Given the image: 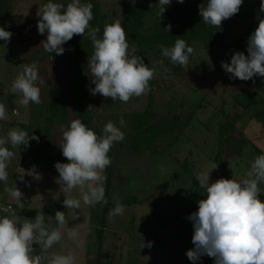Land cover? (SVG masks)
<instances>
[{
    "label": "rangeland",
    "instance_id": "1",
    "mask_svg": "<svg viewBox=\"0 0 264 264\" xmlns=\"http://www.w3.org/2000/svg\"><path fill=\"white\" fill-rule=\"evenodd\" d=\"M61 1L65 8L71 2V0ZM57 2L59 1L55 0V3ZM87 2H95L100 6L94 28L110 24L115 20H120L121 23L126 21L130 16V7L135 4L147 5L156 10V0H81V3ZM172 2L177 6L199 7L207 0H184L183 3L172 0ZM225 21L227 19L222 21V25ZM244 26L242 25V28ZM221 31L225 32L223 28ZM233 36H228L231 42L236 41ZM46 39L47 33L40 34L34 38V43L28 44L25 49L26 65L32 63L37 65L39 79L36 83L41 90V102L30 103L26 107L21 105L17 109L11 108L9 111L13 120L7 133L14 128L26 131L37 127L47 142L60 148L63 131L69 127L70 122L79 119L83 123L85 116L90 114V125L97 135H103L104 125L112 121L123 131L124 139L113 144L109 151L112 154L111 172L105 169L103 173L106 177L103 186L107 203L101 201L95 206L86 205L80 197L79 189H74L69 194V198L81 199L80 208L75 210L67 209L63 205L65 193L60 191L61 185L57 183L59 173L55 164L35 165L32 163L30 154L25 151L24 145L13 148L10 143L6 144L15 155L8 164L7 184L0 182V203H5L6 200L15 203L13 207L16 213L10 218L19 217L21 222H24L25 219L34 220L38 213L44 214L47 227H54L56 222L55 228H59L62 232V239L68 238V228L75 227L78 230L83 227L82 225L88 226L90 249L85 252L80 249H87L88 246L73 245V248L77 250L71 252L75 256V264H84V258L87 255L89 259L91 257L94 259L95 255L99 254L100 251L96 253L95 242H98L100 248L104 244L102 251L104 262L113 264L115 260L112 259V252L109 251L110 244L125 243L128 237L125 229L139 228L143 218L137 214L139 207L133 204H141L144 200L148 203L153 202V206L159 209V213L152 215V218H156L152 221L154 225L160 227L164 224L161 215L162 212H166L168 223L179 225L182 220L187 221V227L192 232L193 225L187 217L192 213L190 212V193L193 179L198 173L212 169L213 159L219 147V138L226 121L225 106L222 104L225 99V90L229 92V82L233 79L230 78L231 74L226 73L221 67V62H225V52L220 43L217 42L209 52L202 41L193 42L190 46L193 48V53L189 57L187 67L182 66L180 72L179 66H173L170 59L149 52L146 55L149 61L148 67L155 69L154 78L149 82L150 91L139 97H132L127 103L118 99L112 101L111 98H104L100 94L92 95L90 89L95 85L91 83L89 75V82L84 89L88 110L85 111L76 100L73 89L75 73L70 63L74 57V37L62 46L65 49L62 55L45 51L41 41ZM128 43L131 53L136 46L130 39ZM234 79L235 83H240L243 87H245L244 84L250 85L249 81ZM255 91L242 93L239 97L240 101L249 100L252 95H255ZM53 94L60 96L65 107L63 115H59L56 119L51 118V113L47 110ZM256 95L260 97L257 93ZM226 112L230 123L235 124L228 106ZM246 114L243 115V119L246 118ZM121 117L125 121L123 126L120 125ZM143 121H148L142 126L143 129L149 126L160 129L168 126L171 121L175 122L176 128L159 134L152 143L142 144L137 150L129 137L134 130H137L133 126H140ZM238 135L237 133L236 136ZM244 154L243 158L233 159L234 156L229 152L228 158H232L231 164L225 170L218 167L213 169L210 172L209 183L220 178L237 181L246 179L248 171L244 168L250 166L262 153L258 154L252 148H248ZM243 160L247 162V165ZM21 175L23 180L20 179ZM15 186L23 193L21 200L23 208L4 191L5 187L14 188ZM259 187L264 190V183H261ZM262 196L264 197V194ZM116 201L123 204L125 210L123 214L113 216L111 213ZM148 203L146 211L142 208L140 210L148 212L147 206L152 205ZM56 211L65 213L67 221L65 225H59L53 220ZM73 212L77 215L74 220ZM1 213L0 217H3ZM149 213L153 214L151 211ZM129 216L130 218L139 217V220L130 224L126 221ZM49 222L51 226L48 225ZM115 227L123 228L124 236L117 237ZM101 229L102 235H99L98 230ZM93 244L95 247L92 246ZM50 254L52 255L53 252L49 251V254L45 253V256L50 257ZM118 254L116 252L115 256ZM129 256L132 258V254ZM138 256L139 253H136L135 259H138ZM126 259L123 256L122 261ZM44 264H47V259Z\"/></svg>",
    "mask_w": 264,
    "mask_h": 264
},
{
    "label": "clouds",
    "instance_id": "2",
    "mask_svg": "<svg viewBox=\"0 0 264 264\" xmlns=\"http://www.w3.org/2000/svg\"><path fill=\"white\" fill-rule=\"evenodd\" d=\"M171 2L159 0L160 18L166 11L165 6ZM177 2L183 3L184 0ZM242 4L243 0H207L199 6V15L203 23L220 28L222 21L237 14ZM92 8L91 3H81V0H71L66 8L52 0L44 4L37 12L40 18L38 32L41 35L47 33V39L41 41L44 50L62 55L65 51L62 46L74 35H85L87 30L93 44V54L88 57L85 72L95 85L90 89L91 94L124 103L134 96L146 94L150 91L149 82L154 78L155 69L148 67L144 59L136 54V49L129 52L127 34L120 20L106 24L102 38H98L99 27L92 28L89 23L94 18ZM259 11L264 13V0H261ZM257 19L258 27L247 39L248 54L235 52L230 63L221 62L225 72L231 74L230 78L248 81L256 76L264 77V18L258 16ZM171 27L169 24L164 30L170 32ZM12 35L0 27V40L8 42ZM158 47L162 57L183 67H187L193 53V48L183 39H177L170 48L163 44ZM38 79L37 65H24L10 88L12 93L19 94L18 104L26 107L30 103L41 102V90L36 83ZM5 118L6 107L0 104V120ZM120 125H125L123 117L120 118ZM102 131L103 135H97L79 119L71 121L63 131L59 147L68 162H57L54 166L59 173L57 183L61 185L60 191L65 193L63 205L67 209H79L81 199L90 206L101 201L107 203L103 173L111 165L110 149L115 142L124 139V133L112 121L107 122ZM30 140L38 141L39 137L30 136L29 132L19 128L9 130L6 137H0V182L7 184L8 164L15 155L5 145L27 147ZM217 167L214 163L210 171L196 176L206 196L197 202L198 210L187 217L193 225L194 247L186 252V256L193 264L203 255L213 258L214 264H264V201L259 198V194L264 193L259 187L264 183V154L254 159L246 173L247 178L241 181L220 178L209 183L210 172ZM20 179L23 180V175ZM74 189H79L81 199L69 198ZM4 191L23 208V193L16 186L5 187ZM124 210V205L116 201L111 214L121 215ZM4 211L7 212V209ZM72 218H77L75 212ZM55 220L59 225L67 223L62 211L55 212ZM67 236L79 243V232L75 227L67 229ZM62 238L59 228L49 230L44 214L38 213L34 220L25 219L24 222L19 217H0V264H44L46 259L47 264H75V256L71 252L45 256ZM34 244L40 246L39 254L35 253ZM147 247L151 248L152 243L149 242Z\"/></svg>",
    "mask_w": 264,
    "mask_h": 264
},
{
    "label": "crops",
    "instance_id": "3",
    "mask_svg": "<svg viewBox=\"0 0 264 264\" xmlns=\"http://www.w3.org/2000/svg\"><path fill=\"white\" fill-rule=\"evenodd\" d=\"M56 1H59L57 3L61 2V4H63L61 0ZM48 2L49 0H0V27H4L6 31H10L13 34L10 38V41L8 42L0 40V104H4L6 107V118L0 120V137H6L8 127H10V123L13 120L10 116L9 110L11 108L17 109V107L21 106L17 103V101L20 99L19 94L12 93L10 88L14 79L19 73L23 71V67L26 65V46L28 44L34 43V38L40 35L37 28V22L39 20L37 12L39 9L43 8L44 4ZM52 2H55V0H52ZM260 3L261 0H243V4L239 13L233 15L231 18L225 21L224 24L229 25L231 29L229 35H234L233 37L235 40L244 34L247 29L252 33L258 27L259 20L257 17L259 16L260 18H264V13L259 11ZM242 25H245L244 28H242ZM227 39L226 44H233L232 42L234 41L231 42L230 39ZM245 49L247 50V43ZM235 52L243 51L236 50ZM230 60L228 63H230ZM180 67L182 68V66ZM234 81L235 79L233 78L229 82V92L225 90V99H227L228 104H226V107L228 106L229 113L232 114L233 121L236 127H238V134L242 133L251 142V145L246 149L252 148L258 154H264V126L260 121L255 119L252 114L246 110L244 111L243 104L236 101V99L231 98L238 95L240 96L246 91L256 90L255 92L262 100H264V77L256 76L253 78V80H248L250 85L244 84L245 87H243V85L240 83H235ZM245 113H247L246 118L243 119V115ZM5 146L7 147V145ZM245 150L243 152V156L245 155ZM243 156L241 158H243ZM239 159H237V161H239ZM243 162H245V165H247L245 160H243ZM249 169L250 166H246V168H244L246 171H249ZM263 194L264 193L259 194V198L261 200L264 199L262 196ZM5 203L13 205L14 202H9L6 200ZM147 203L148 202L144 200V202L141 204H133L139 207L137 214L139 217L143 218L139 228L135 229V227H132L131 229H125L127 230L126 234L128 236L125 243L118 242L116 244H110L111 247L109 251H111L113 254H111L112 259L115 260L113 264H193V262L190 261L186 256V252L194 247L192 243L191 231L187 227V221L182 220L179 225L175 223H168V214H166V212H162L161 217L164 220V224H162L160 227H157L152 223V221L156 219L152 218V215L159 213L158 207L153 206V202L148 203L152 205L147 206V211L149 209V211H151L153 214H148L149 211L145 213L140 210L142 208L144 211H146ZM15 213L16 212L14 208V212L9 215L3 213L1 214L3 216L7 215L10 217L14 216ZM139 217L137 218L135 216L134 218H130L129 216L128 218H125L126 221L131 224L133 222H137ZM53 220L56 221L55 217ZM48 225H50V222ZM55 225L54 227L50 225L51 228L49 229H54ZM82 226L83 227L77 230L79 232V243L70 240L69 238H64L61 240V242L55 244L49 251L55 254H68L73 250H76L73 248V245H83L88 246V248L80 250L88 252L90 249L89 244L91 242L89 241L90 236L88 234L89 227L84 225ZM115 228L117 230V237L124 236L123 228ZM149 242L152 243L151 248L147 247ZM97 243H94L96 247L94 244L92 246L95 247L96 253L100 251L102 258L105 259L103 257L104 254L102 253L104 244L103 247L100 248V246H98L99 244ZM143 244H145V247L142 248ZM107 246H109L108 243ZM33 248L35 249V253L39 254L41 252L39 245L34 244ZM49 251L46 254H49ZM116 252L119 253L117 256H115ZM136 253H139L138 259H135ZM130 254H132V258L129 256ZM123 256L128 260L126 259L125 261H122ZM88 258V255L84 258L85 263ZM195 264H214V259L207 255H203L198 261L195 262Z\"/></svg>",
    "mask_w": 264,
    "mask_h": 264
},
{
    "label": "trees",
    "instance_id": "4",
    "mask_svg": "<svg viewBox=\"0 0 264 264\" xmlns=\"http://www.w3.org/2000/svg\"><path fill=\"white\" fill-rule=\"evenodd\" d=\"M159 0H156V7H150L147 5H132L130 7V16L126 21L122 22L124 27L127 39H130L134 42L137 55L141 56L144 59V62L148 65V59L146 55L149 52L161 56V49L158 45L163 44L165 47H172L177 39H183L187 42L189 46L195 41H202L206 50L211 52L213 46L219 42L221 47L225 52V61L228 62L231 56L236 50L243 51L246 55L247 50L245 49L247 39L251 35V32L247 29L238 39L232 44H226V39L231 32L229 25L223 24L220 28L207 25L202 22V17L199 15V7L191 6H177L171 2L170 5H166V11L163 13L162 17L158 15ZM93 5V19L89 22L90 27L94 28L97 21V13L99 11V5L95 2H87ZM113 23V22H111ZM169 24H171L170 32L164 30ZM105 25L99 26L100 32L97 33V37H102L103 29ZM224 29L225 32H222L221 29ZM74 57L71 60V67L75 73V79L73 82V89L76 100L79 102L81 109L87 110L86 106V92L84 91L86 84L89 82V75H86L88 57H91L93 54V44L90 37L87 34L79 36L74 35ZM166 59H169L166 57ZM179 72L181 71L180 65ZM240 96L231 97L236 99L239 103L243 104L244 111L246 110L253 115L255 119L260 121L264 126V100L256 95H252L249 100L240 101ZM223 106H225V124L224 129L221 132L219 138V147L216 151V155L213 159L214 163L218 165L220 169H227L231 164L232 158H228L229 152L232 153L234 158H241L243 156L244 150L251 145V142L246 138L245 135L240 133L237 135V127L235 124H231L228 119V114L226 112L227 99H223ZM151 106V105H150ZM47 110L51 113V118H58L59 115H63L65 107L63 101L58 94H53L52 98L47 105ZM151 110V109H149ZM87 113V112H86ZM89 113V112H88ZM83 123L92 129L90 125V114L85 116ZM52 122V121H51ZM143 123V124H142ZM141 125H134L133 128L137 130L133 131L130 134V140L133 146L139 150L142 144L152 143L153 139L159 134H164L168 131H173L176 128L174 121L163 128H157L154 126L146 127L143 129V125L148 123L143 121ZM142 128V129H140ZM37 127L29 128L26 131L29 132V135H36L39 137V140H30L29 146L25 147L31 158L32 163L35 165L42 164H55L57 162L67 163L68 161L62 155L60 148L55 145H51L47 142L43 135L38 131ZM108 156L112 161V154L109 152ZM111 172V165L106 168ZM109 172V173H110ZM110 181V180H109ZM206 196L205 189L199 186V182L196 177L193 179V187L190 193V212H195L198 210V201L204 199ZM1 204V203H0ZM1 212V210H0ZM104 217V216H103ZM103 220V218H102ZM190 221V220H189ZM191 222V221H190ZM193 228V227H192ZM99 235H102V229L98 230ZM191 234L193 235V229ZM101 241V240H100ZM105 260L102 258L101 253L99 252L94 259H87L85 264H106Z\"/></svg>",
    "mask_w": 264,
    "mask_h": 264
},
{
    "label": "built area",
    "instance_id": "5",
    "mask_svg": "<svg viewBox=\"0 0 264 264\" xmlns=\"http://www.w3.org/2000/svg\"><path fill=\"white\" fill-rule=\"evenodd\" d=\"M5 209H7V212L4 211ZM0 210L3 214H11L14 212V207L12 204H7V203H1L0 204Z\"/></svg>",
    "mask_w": 264,
    "mask_h": 264
}]
</instances>
